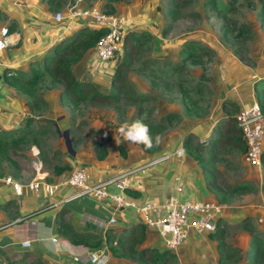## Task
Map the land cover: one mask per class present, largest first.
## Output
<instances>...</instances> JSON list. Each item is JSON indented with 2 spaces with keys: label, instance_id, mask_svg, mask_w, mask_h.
<instances>
[{
  "label": "rangeland",
  "instance_id": "rangeland-1",
  "mask_svg": "<svg viewBox=\"0 0 264 264\" xmlns=\"http://www.w3.org/2000/svg\"><path fill=\"white\" fill-rule=\"evenodd\" d=\"M45 1L58 12L68 10L79 2L83 7L98 5L109 13L127 14L132 19L133 32L144 33L148 27L166 39L160 46L159 54L163 55L159 58L156 54L155 57L148 55L156 50L153 37L141 34L143 40L139 44L130 40L129 45H136V51L134 62L128 68L125 78L132 89L124 88L118 101L113 103L88 99L74 101L65 94L63 84L47 71L38 76L32 89L29 86L16 87V93L28 107L29 113L25 118L29 121L22 128L3 136L4 143L0 145V175L13 174L20 181H27L35 171L32 163L36 158L33 159L31 154L33 146L39 148L36 155L42 161L37 160L41 163L38 169L48 167L56 170L65 167L62 159V153L67 152L68 148L63 136L65 130L72 147L79 149L90 146L98 153L102 149V141L108 139L111 133L121 137L119 127L137 119H143L149 125L153 150L160 151L171 144L184 147L187 135L192 132L179 137L178 132L186 121L196 119L193 116L202 117L207 113L204 107L210 96L207 85L216 63L215 52L209 45L210 53L200 45H196L198 48L194 45L192 49L188 48L189 52H184L183 45L187 42L200 43L206 38L235 50L240 61L246 65L264 67V15L260 14L264 0H216L217 5L214 7L212 0ZM155 13H158L156 17ZM243 23L252 32L242 38L231 39L232 33L238 32ZM227 25L232 33L226 31ZM260 26L263 33L259 32ZM92 51L89 48L87 55L93 67L86 69L95 79L93 83L97 88L107 92L111 88V76L121 54L117 61L118 57L106 61L97 58ZM170 62H176L179 68L172 70L170 64L166 65ZM33 66L45 68L41 64ZM33 66L29 65L28 68L32 70ZM81 69L83 71V66L79 67ZM261 82L264 84V76ZM103 86L108 88L107 91L103 90ZM256 91L257 95H262L264 89L259 86ZM182 95L197 99L202 106L198 108L192 105L189 100L182 99ZM192 134L188 149L207 157L217 172L212 185L225 203L223 210L226 211V219L223 222L228 228L226 241L230 247L240 249L234 254V260L227 264H252L253 257L248 254L250 232L248 228L241 227L240 222L247 218L253 229L264 232V153L261 165L256 166L247 163L238 148L212 144V140L218 136L217 130L203 140ZM196 163L202 171L201 165ZM202 166L208 168V163L202 162ZM239 183L246 187L235 193L227 192ZM260 213L263 219L259 218ZM173 264L182 263L176 256ZM259 264H264V258Z\"/></svg>",
  "mask_w": 264,
  "mask_h": 264
},
{
  "label": "crops",
  "instance_id": "crops-1",
  "mask_svg": "<svg viewBox=\"0 0 264 264\" xmlns=\"http://www.w3.org/2000/svg\"><path fill=\"white\" fill-rule=\"evenodd\" d=\"M76 5L83 7L79 2ZM57 12L45 0H0V27H7L11 35L10 44L0 52V130L10 133L22 128L26 124L25 116L29 113L25 101L16 93V86L8 77H4V69L27 70L30 63L43 62L44 56L50 54L54 45L61 40L72 36L83 27L92 26L89 19H81L67 30V27L55 21L54 16ZM156 14L158 13H155V17ZM146 29L152 34L156 49L148 55L155 57L156 54L159 58L163 55L159 54L160 46L166 39L161 38L154 29L148 27ZM259 32L263 33L261 26ZM200 43L209 45L216 55L211 81L207 85L210 96L204 105L208 111L202 117L193 116L196 119L186 121L181 126L178 137L186 132H192L203 140L211 134L215 122L226 116L224 100L234 101L240 109L256 98L255 82L264 76V67L246 65L225 45H218L217 42H210L206 38ZM92 52L95 54L94 49ZM87 54L86 51L82 58L72 65V70L78 79L91 80L95 83V79L86 69L93 67ZM80 65L83 66V71L79 70V67H82ZM259 86L264 89V85ZM107 89L103 86V90ZM102 142L106 148L104 156L98 157L94 148L90 146L78 149L71 145L72 152L67 148V152L62 153L65 167L56 170L48 167L39 168L33 171L27 181L35 177L58 181L77 166L86 169L91 182L137 168L130 174L129 187L125 192L136 204L147 201L162 203L174 196L179 199H214L206 187L200 167L181 145L171 144L164 146L160 151L150 152L143 149L140 144L124 141L122 137L113 133ZM120 144L124 149V155L120 153ZM180 149L183 150L178 153ZM38 152L39 148L33 146L32 157L40 162V157L36 155ZM157 158L156 162L148 164ZM11 177L21 183L27 182L20 181L13 174ZM73 190L69 186H63L53 196H37L28 188L22 187L21 192L17 193L11 184L0 178V264H94L91 261V254L96 251L108 255L105 264H145L130 256H115L105 245L95 248L71 238L70 229L75 232L94 233L104 238L108 228L120 232L136 222H142V214L136 208L116 209L109 199L91 195L66 199ZM161 213L154 212L153 216L158 217ZM112 215L116 221L105 225V221ZM221 217L226 219L225 209ZM259 218L263 219L262 213L259 214ZM209 233L196 234L191 230L175 252L179 262L218 264L215 243ZM24 241L28 242L24 244ZM140 245L164 248L155 226L145 224V238Z\"/></svg>",
  "mask_w": 264,
  "mask_h": 264
},
{
  "label": "trees",
  "instance_id": "trees-1",
  "mask_svg": "<svg viewBox=\"0 0 264 264\" xmlns=\"http://www.w3.org/2000/svg\"><path fill=\"white\" fill-rule=\"evenodd\" d=\"M216 5V0H212V6L214 7ZM260 14L264 15V7L260 11ZM226 28V31L229 33L233 32L230 31L229 25H227ZM251 32L252 29L247 24L243 23L239 27L238 32L232 33L231 39L236 40L242 38ZM103 33L104 29H94L87 26L83 27L76 31L72 36L63 39L57 45H54L52 52L44 56L43 62L35 61L30 63V66H33L34 64H41L45 68H36L35 66H33L34 68H32V70L29 68L27 70L5 68L3 71L4 77H8L11 80V83L16 87L29 86V89H32L33 85L38 81V76L43 75L44 72L47 71L54 79L59 80L63 84L65 94L74 101L88 99L94 102L103 103L116 102L118 101L120 94L125 91H123L124 88L126 90L132 89L127 84L125 78L128 68L134 62V52L136 51V45H129L130 40L139 44L143 40L140 37L141 34L147 37H152V34L148 31H145L144 33L132 31L127 34L124 45L122 46L120 61L115 66L111 76V88L109 91L104 92L98 89L91 80L78 79L72 70V65L77 63L85 52L98 42ZM194 45H200L201 48L210 53L208 46L203 44L201 45L197 42L195 44L188 42L185 43V45H183L184 52H187L189 50L188 48L192 49ZM196 47L198 48V46ZM233 52L236 54L235 50H233ZM236 56L238 55L236 54ZM241 57L243 58V56ZM238 58L240 57L238 56ZM166 65H169L172 70L179 68L176 62H170ZM261 83L260 80H257L255 82L256 87L261 85ZM262 85L264 84L262 83ZM182 99H185V101L189 100V103L191 102L192 105H195L198 108L200 107V102H198L195 98L190 99L189 97L187 98L185 95H182ZM256 99L258 100L264 113V91L262 95H256ZM223 108L226 111V116L215 122L212 132L217 130L218 136L212 140V144L224 145L228 148H238L240 151L244 152L246 145L242 137L241 129L239 128L234 115V112L238 111L239 108L234 101L229 99L224 100ZM26 121L28 122L29 120ZM212 132L210 135H212ZM6 133L8 132L0 130V145L4 143L3 136H5ZM192 136V133L187 135L188 138H186L183 143L185 148H183L201 165L206 187L210 192H212L214 199L222 204H225L222 197L213 186L214 183H212L216 179L215 176L217 172L215 168L210 164L207 157L199 156L197 151H192L191 149H188L189 147H187L189 139H191ZM140 146L146 151H155L153 148H146L143 144H140ZM119 147L120 153L124 155L125 152L121 144ZM101 148V151L96 153L98 157H102L106 153L105 146L102 145ZM202 162L208 163V168L210 170L206 168V166H202ZM245 187L246 186L239 183L230 187L227 192L229 194L235 193ZM223 220L224 219L220 217L215 223L214 230L209 231L210 237L216 242L215 248L217 252L218 264H227L228 262L233 261L235 258L234 254L240 251L238 247H230L227 243L226 234L228 232V228L227 224L223 222ZM240 226L249 229L250 247L248 249V254L253 257L252 264H259V262L264 258V232L253 229L251 222L247 218H244L240 222ZM69 233L74 241H78L86 246L96 248L105 245L115 256H130L143 261L145 264H173L176 260V254L167 248L158 249L156 247L140 245L145 238V223L143 222H136L130 228L121 230L120 232L108 228L105 231L104 238L94 233L75 232L71 229L69 230Z\"/></svg>",
  "mask_w": 264,
  "mask_h": 264
},
{
  "label": "built area",
  "instance_id": "built-area-1",
  "mask_svg": "<svg viewBox=\"0 0 264 264\" xmlns=\"http://www.w3.org/2000/svg\"><path fill=\"white\" fill-rule=\"evenodd\" d=\"M57 23L63 24L70 30V26L81 19H89L94 29H104L103 35L93 45L97 58L101 60H114L122 52L125 38L133 30L132 19L127 14L109 13L102 7H80L73 5L67 12H57L54 16ZM10 32L7 27H0V52L10 44ZM237 124L242 132L246 145L243 152L244 160L256 166H260L263 159L264 139V113L256 98L247 106L241 107L235 114ZM183 149L178 151L182 152ZM157 159L149 162L151 164ZM147 164V165H148ZM38 165V166H37ZM40 163L33 160L32 166L38 170ZM137 168H131L119 172L113 176L91 182L83 166H77L70 170L68 175L58 181H49L43 177H35L21 183L10 175L0 176L4 182L11 184L17 193L22 187L31 190L35 195L53 196L63 186L73 188L66 199L81 195H91L97 198L109 199L116 209L134 207L142 214V222L157 228L162 238L164 248L176 252L178 246L188 237L192 230L196 234H204L215 228L216 221L222 216L223 204L215 199H199L170 197L162 203L144 202L136 204L133 198L125 192L129 187V176ZM161 211L158 217L153 213ZM116 221L112 215L105 225ZM55 240V238H53ZM28 241H24L26 244ZM108 255L104 253L91 254L94 264H105Z\"/></svg>",
  "mask_w": 264,
  "mask_h": 264
},
{
  "label": "clouds",
  "instance_id": "clouds-1",
  "mask_svg": "<svg viewBox=\"0 0 264 264\" xmlns=\"http://www.w3.org/2000/svg\"><path fill=\"white\" fill-rule=\"evenodd\" d=\"M124 141L143 144L146 148L153 147V139L148 124L143 119H137L131 124L124 123L118 129Z\"/></svg>",
  "mask_w": 264,
  "mask_h": 264
},
{
  "label": "water",
  "instance_id": "water-1",
  "mask_svg": "<svg viewBox=\"0 0 264 264\" xmlns=\"http://www.w3.org/2000/svg\"><path fill=\"white\" fill-rule=\"evenodd\" d=\"M63 136H64V139H65L66 145H67V147H68V150H69L70 152H72L71 149H70L71 144H70V140H69L68 132H67L66 130L64 131ZM96 253L99 254L100 251H96Z\"/></svg>",
  "mask_w": 264,
  "mask_h": 264
}]
</instances>
